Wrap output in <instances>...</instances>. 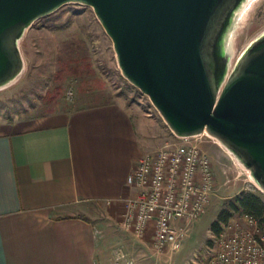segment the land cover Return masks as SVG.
Segmentation results:
<instances>
[{"label":"water","instance_id":"water-1","mask_svg":"<svg viewBox=\"0 0 264 264\" xmlns=\"http://www.w3.org/2000/svg\"><path fill=\"white\" fill-rule=\"evenodd\" d=\"M72 2L94 7L123 75L177 136L208 133L264 191V31L231 69L233 32L253 0H0V90L26 70L28 29Z\"/></svg>","mask_w":264,"mask_h":264},{"label":"crops","instance_id":"crops-1","mask_svg":"<svg viewBox=\"0 0 264 264\" xmlns=\"http://www.w3.org/2000/svg\"><path fill=\"white\" fill-rule=\"evenodd\" d=\"M143 135L121 102L0 121V264H117L91 212L137 193Z\"/></svg>","mask_w":264,"mask_h":264},{"label":"rangeland","instance_id":"rangeland-1","mask_svg":"<svg viewBox=\"0 0 264 264\" xmlns=\"http://www.w3.org/2000/svg\"><path fill=\"white\" fill-rule=\"evenodd\" d=\"M263 31L264 0H253L233 32L231 69ZM77 41H83L89 54L88 61L78 65L70 55V46ZM21 46L26 70L19 81L0 90V121L76 105L121 102L135 110L143 121L145 152L180 140L150 96L123 75L114 41L93 6L77 2L64 4L35 21ZM70 87L74 88L72 99L67 97ZM200 142L212 157L219 184L206 212L187 228L179 249L157 252L152 243L149 247L124 230L121 205L94 203L91 215L99 232H104L109 239L111 258L116 262L129 258L135 264H207L218 249L212 224L220 212L244 192H254L264 200V191L232 152L213 137H203ZM242 213L235 212L233 218Z\"/></svg>","mask_w":264,"mask_h":264},{"label":"built area","instance_id":"built-area-1","mask_svg":"<svg viewBox=\"0 0 264 264\" xmlns=\"http://www.w3.org/2000/svg\"><path fill=\"white\" fill-rule=\"evenodd\" d=\"M67 97H74L73 87ZM206 136L212 137L178 136V142L148 151L128 177L138 191L123 199L122 227L140 240L150 238L157 252L181 247L187 228L206 212L217 190L214 162L200 142ZM216 242L207 264H264V229L253 213L232 217Z\"/></svg>","mask_w":264,"mask_h":264},{"label":"trees","instance_id":"trees-1","mask_svg":"<svg viewBox=\"0 0 264 264\" xmlns=\"http://www.w3.org/2000/svg\"><path fill=\"white\" fill-rule=\"evenodd\" d=\"M83 41H77L70 46L71 60L78 64L81 62H87L89 59L88 48ZM250 212L258 216L261 220V225L264 229V200L263 198L254 192H244L237 195L231 200L229 206L223 209L218 218L212 224V231L218 235L227 223L234 215L235 212Z\"/></svg>","mask_w":264,"mask_h":264}]
</instances>
